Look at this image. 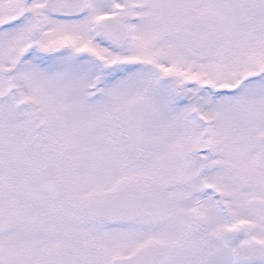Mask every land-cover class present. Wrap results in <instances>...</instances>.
<instances>
[{
	"label": "snow or ice",
	"instance_id": "snow-or-ice-1",
	"mask_svg": "<svg viewBox=\"0 0 264 264\" xmlns=\"http://www.w3.org/2000/svg\"><path fill=\"white\" fill-rule=\"evenodd\" d=\"M0 264H264V0H0Z\"/></svg>",
	"mask_w": 264,
	"mask_h": 264
}]
</instances>
